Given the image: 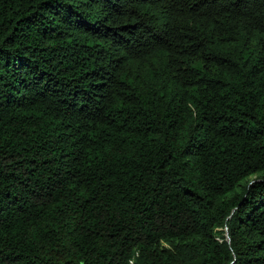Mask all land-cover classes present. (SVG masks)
<instances>
[{
  "label": "trees",
  "instance_id": "obj_1",
  "mask_svg": "<svg viewBox=\"0 0 264 264\" xmlns=\"http://www.w3.org/2000/svg\"><path fill=\"white\" fill-rule=\"evenodd\" d=\"M0 264H264V0H0Z\"/></svg>",
  "mask_w": 264,
  "mask_h": 264
}]
</instances>
